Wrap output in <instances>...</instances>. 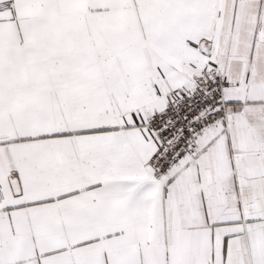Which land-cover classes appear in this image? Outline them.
Instances as JSON below:
<instances>
[{"label": "snow or ice", "instance_id": "snow-or-ice-1", "mask_svg": "<svg viewBox=\"0 0 264 264\" xmlns=\"http://www.w3.org/2000/svg\"><path fill=\"white\" fill-rule=\"evenodd\" d=\"M0 264H264V0H0Z\"/></svg>", "mask_w": 264, "mask_h": 264}]
</instances>
